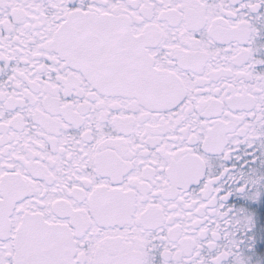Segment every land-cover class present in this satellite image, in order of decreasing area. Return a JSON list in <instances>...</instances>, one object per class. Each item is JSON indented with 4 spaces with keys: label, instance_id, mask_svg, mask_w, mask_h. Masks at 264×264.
<instances>
[{
    "label": "snow or ice",
    "instance_id": "snow-or-ice-1",
    "mask_svg": "<svg viewBox=\"0 0 264 264\" xmlns=\"http://www.w3.org/2000/svg\"><path fill=\"white\" fill-rule=\"evenodd\" d=\"M0 264H264V0H0Z\"/></svg>",
    "mask_w": 264,
    "mask_h": 264
}]
</instances>
